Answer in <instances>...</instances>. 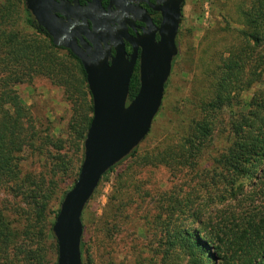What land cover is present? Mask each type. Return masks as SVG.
I'll list each match as a JSON object with an SVG mask.
<instances>
[{"label": "trees", "instance_id": "1", "mask_svg": "<svg viewBox=\"0 0 264 264\" xmlns=\"http://www.w3.org/2000/svg\"><path fill=\"white\" fill-rule=\"evenodd\" d=\"M239 16L242 26L231 54L222 59V71L212 79L218 101L210 107L228 114L227 146L206 167V174L195 188L199 192L195 202L177 201L170 193L160 210L167 219H142L145 236L140 248L134 246L137 253L129 264H216L218 251L223 253L221 264H264V0H244ZM257 68H262L259 73ZM36 79L62 90L73 108L81 104L73 111L76 116L80 113V121L73 127L69 125L75 133V156L62 160V168L47 180L25 172L22 162L29 152L32 158H38L41 147L63 149V141L36 129V119L13 89ZM257 84L263 89L248 102L234 100L240 95L234 92L248 91ZM138 87L135 69L128 100L135 97ZM248 118L253 121L247 124ZM91 119L92 100L80 61L70 51L53 45L26 10L24 0H0V190L5 188L12 199L20 198L23 203L10 217L0 209V264H47L50 249L57 260L52 226L64 195L77 179ZM179 124L181 137L176 148L140 152L137 147L106 173L104 177L115 174L114 193L110 211L99 228L108 231L113 227L111 222L126 214L125 195L143 169H195L211 138L210 123L206 118L196 121L193 112L190 120L177 121ZM75 157L73 170L70 168ZM66 178L71 185L61 193L46 229L50 207ZM215 201L226 205L225 210L230 209L218 219H212L211 205ZM81 221L84 234L83 213ZM84 251L82 236V264Z\"/></svg>", "mask_w": 264, "mask_h": 264}, {"label": "rangeland", "instance_id": "2", "mask_svg": "<svg viewBox=\"0 0 264 264\" xmlns=\"http://www.w3.org/2000/svg\"><path fill=\"white\" fill-rule=\"evenodd\" d=\"M243 2L244 0L185 1L176 40L178 55L172 64L156 122L153 121L152 131L150 130V134L139 145V150L141 152L158 148L166 152L176 148L181 137V126L177 125V121L187 122L193 112L196 121L206 118L210 123L211 138L206 142V151L195 163L194 170L181 168L173 172L164 167L145 168L134 177L137 181L125 195L128 204V208H125L126 214H123L119 221L111 222L113 227L108 231L99 228V224L107 217L111 208L115 174L104 177L83 212L85 264H129L137 253L134 246L140 248V241L142 242L145 236L142 219H167V214L161 213L160 210L170 193L177 201L185 199L195 202L194 198L199 194L195 191L199 180L206 174V167L213 163V159L221 154L223 148H226L229 138L228 114L210 107L214 100L218 101L213 92L212 79L222 71V59L229 57L231 46L236 42L237 32L242 26L239 10ZM261 69L257 68L256 72L259 73ZM13 89L36 119V129L47 132L43 135L49 134L55 140L63 141L60 144L63 149L41 147L38 158H32L29 152L22 162L25 172L39 174L47 180L52 173H57L62 168V160L75 156L72 148L75 133L69 130V125L73 127L80 121V113L76 116L73 111L80 108L81 104L78 102L73 108V104L67 102L62 90L42 79H36L31 84L16 85ZM262 89V86L257 84L248 91L234 92L233 94H240L235 95L234 100L248 102L257 90ZM251 120L253 121V118H248L247 124L252 122ZM76 160V157L72 160L70 169L76 168ZM70 185L71 180L68 178L60 184L61 188L55 196L49 214L57 208L61 193ZM16 207H23L21 199H12L6 189L2 188L0 209L8 216L17 209ZM225 207L226 205L215 201L211 205L212 219H218L220 214L225 216V212L230 210H225ZM178 216L177 219H182ZM51 218L50 214L45 223L46 229ZM46 244H50V241ZM217 253L219 258L216 264H221L223 253ZM55 261L54 253L50 249L47 264H53Z\"/></svg>", "mask_w": 264, "mask_h": 264}, {"label": "water", "instance_id": "3", "mask_svg": "<svg viewBox=\"0 0 264 264\" xmlns=\"http://www.w3.org/2000/svg\"><path fill=\"white\" fill-rule=\"evenodd\" d=\"M99 2L93 0L92 5ZM184 2L169 0L164 4L158 29L142 20L147 23L146 29L136 38L129 37L122 28L103 38L100 29L88 35L84 25L70 22L64 3L24 0L26 10L53 45L70 51L80 61L92 100V119L83 143L80 170L64 195L52 226L57 245L56 264H82L81 218L85 207L106 173L139 147L151 130L162 105L173 60L178 55L176 39ZM80 35L88 37L92 46L85 44ZM105 40L110 41V46L103 50L100 42ZM125 43L131 47L130 55ZM137 58L139 87L126 105Z\"/></svg>", "mask_w": 264, "mask_h": 264}, {"label": "flooded vegetation", "instance_id": "4", "mask_svg": "<svg viewBox=\"0 0 264 264\" xmlns=\"http://www.w3.org/2000/svg\"><path fill=\"white\" fill-rule=\"evenodd\" d=\"M57 1L65 4L69 21L84 25L87 28L88 35L94 30L100 29L103 34L101 37H111L114 30L122 28L125 29L129 37L136 38L138 35H142L147 23H150L156 29L160 27L162 21L161 9L169 0H99V5H92L93 0ZM142 20L147 23L142 22ZM80 37L85 44L92 46L88 37L84 35H80ZM155 39L158 41V34H156ZM77 43L80 46L78 39ZM100 46L104 50L105 46H110V41L100 42ZM125 50L127 55L131 54V47L128 43H125ZM111 56H114L113 47H111ZM138 66L139 58H137L135 69L138 70ZM130 101L127 99L126 105Z\"/></svg>", "mask_w": 264, "mask_h": 264}]
</instances>
